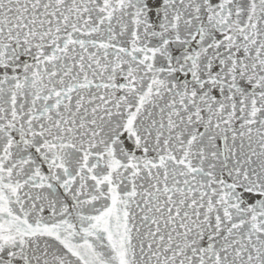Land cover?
<instances>
[{
    "label": "snow or ice",
    "instance_id": "1",
    "mask_svg": "<svg viewBox=\"0 0 264 264\" xmlns=\"http://www.w3.org/2000/svg\"><path fill=\"white\" fill-rule=\"evenodd\" d=\"M0 264H264V0H0Z\"/></svg>",
    "mask_w": 264,
    "mask_h": 264
}]
</instances>
